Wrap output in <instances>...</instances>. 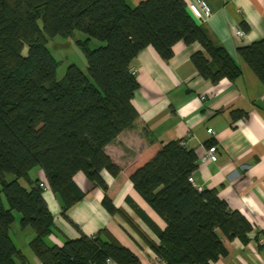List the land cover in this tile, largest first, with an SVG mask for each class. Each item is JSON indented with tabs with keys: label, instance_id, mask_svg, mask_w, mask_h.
I'll list each match as a JSON object with an SVG mask.
<instances>
[{
	"label": "trees",
	"instance_id": "1",
	"mask_svg": "<svg viewBox=\"0 0 264 264\" xmlns=\"http://www.w3.org/2000/svg\"><path fill=\"white\" fill-rule=\"evenodd\" d=\"M74 31L86 36L78 45L87 74L71 65L59 81L46 44ZM91 39L102 44L91 50ZM179 42L202 47L192 63L204 80L216 84L240 76L238 64L207 40L184 0H145L134 8L125 0H0V264L25 260L9 235L14 213L21 228L33 230L29 247L40 264H138L107 232L51 246L53 216L40 181H31L29 173L44 172L63 215L84 197L73 180L77 173L102 190L104 209L118 214L101 172L119 177L104 148L138 119L132 61L148 47L168 61ZM238 55L264 86V42L241 47ZM182 142L151 143L125 177L166 224L157 231L158 244L146 242L161 262L214 264L227 255L222 237L246 245L254 226L216 191L189 181L198 157Z\"/></svg>",
	"mask_w": 264,
	"mask_h": 264
},
{
	"label": "crops",
	"instance_id": "2",
	"mask_svg": "<svg viewBox=\"0 0 264 264\" xmlns=\"http://www.w3.org/2000/svg\"><path fill=\"white\" fill-rule=\"evenodd\" d=\"M125 1L134 8L145 0ZM198 1L184 0L187 6ZM203 1L212 14L197 20L198 25L214 47L224 49L238 64L240 76L216 84L200 77L192 63L193 55L203 51L198 43L175 44L168 61L152 47L141 51L131 65L139 85L132 99L138 119L104 148L121 170L116 180L101 172L119 213L110 215L102 205V190L77 173L73 180L84 197L63 215L44 172L35 168L29 173L31 181L39 180L43 185V199L53 216L47 239L51 246L61 247L68 240L107 232L132 251L138 264H164L146 242L158 244L157 231H164L166 224L134 190L124 171L148 151L151 143L184 141L198 158L213 143L216 158L207 164L198 162L192 177L194 186L216 191L232 211L240 212L254 226L246 245L222 237L227 255L214 264H264V247L259 248L264 245V86L238 55L239 48L264 42V0ZM236 28L245 32L244 38L236 37ZM234 113L237 116L232 117ZM20 184L29 188L25 180ZM13 225L10 238L25 258L16 264H40L29 247L33 230L21 228L20 221L14 229Z\"/></svg>",
	"mask_w": 264,
	"mask_h": 264
},
{
	"label": "rangeland",
	"instance_id": "3",
	"mask_svg": "<svg viewBox=\"0 0 264 264\" xmlns=\"http://www.w3.org/2000/svg\"><path fill=\"white\" fill-rule=\"evenodd\" d=\"M85 39L86 36L78 31H74L73 34H71L68 37L58 36L52 39H48L46 48L48 49V51L50 52V54L58 64L56 69L57 80L60 81L64 78L67 68L71 65H75L84 74H87L86 60L78 45V42L84 41ZM101 44H102L101 42L91 39L88 47L89 49L93 50L98 48ZM26 53H27V48L24 47L22 54L26 55ZM14 217L16 220H15V224L12 227L13 229L17 225V222L20 221V214L14 213Z\"/></svg>",
	"mask_w": 264,
	"mask_h": 264
},
{
	"label": "built area",
	"instance_id": "4",
	"mask_svg": "<svg viewBox=\"0 0 264 264\" xmlns=\"http://www.w3.org/2000/svg\"><path fill=\"white\" fill-rule=\"evenodd\" d=\"M188 9L196 20H204V19L210 17L212 14L209 5L203 0L198 1L197 4L190 3L188 5ZM235 35L237 38L242 39L245 36V32L240 28H236L235 29ZM136 72H137L136 69L131 70V73L133 75H135ZM208 133L212 134L213 132L211 129H209ZM182 144L186 145V142L183 141ZM215 158H216V148H215V146H212L210 148L205 149L203 155L198 158V162L200 164H207L209 162H213L215 160ZM189 181L192 184H194V180L192 177L189 178ZM42 186L43 185L41 184V187ZM106 264H114V263L111 260H107Z\"/></svg>",
	"mask_w": 264,
	"mask_h": 264
}]
</instances>
